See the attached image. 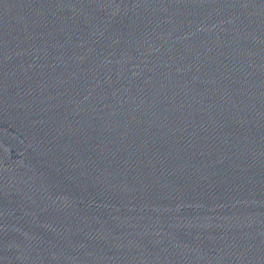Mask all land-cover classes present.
<instances>
[{"label":"water","instance_id":"95a60500","mask_svg":"<svg viewBox=\"0 0 264 264\" xmlns=\"http://www.w3.org/2000/svg\"><path fill=\"white\" fill-rule=\"evenodd\" d=\"M0 264H264V0H0Z\"/></svg>","mask_w":264,"mask_h":264}]
</instances>
